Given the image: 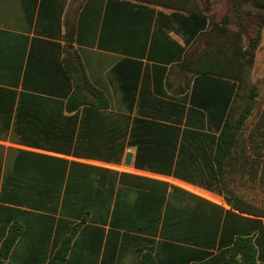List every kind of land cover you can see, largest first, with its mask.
<instances>
[{
    "label": "crops",
    "instance_id": "1",
    "mask_svg": "<svg viewBox=\"0 0 264 264\" xmlns=\"http://www.w3.org/2000/svg\"><path fill=\"white\" fill-rule=\"evenodd\" d=\"M161 1L0 0V264L46 263L61 245L62 264H143L145 255L186 264L210 250L207 240L215 251L238 236L251 237L264 264V232L229 203L264 209L236 183L247 165L227 167L212 191L175 175L178 152L167 151L175 132L166 126L179 128V143L188 121L207 131L231 107L230 83L182 66L228 7Z\"/></svg>",
    "mask_w": 264,
    "mask_h": 264
},
{
    "label": "trees",
    "instance_id": "2",
    "mask_svg": "<svg viewBox=\"0 0 264 264\" xmlns=\"http://www.w3.org/2000/svg\"><path fill=\"white\" fill-rule=\"evenodd\" d=\"M173 1L175 6H183L194 12L192 7L197 0ZM227 1L229 13L220 20L207 22V30L199 35V37L204 36V45L202 47L201 45L199 47L192 46L182 62V66L188 69L191 76H195L197 80L205 76L215 81L230 83L232 104L223 124L215 127L207 126V131H202L189 127L191 125L188 121L187 126L182 130V138L179 143L177 142L179 128L166 126L167 130L175 132L173 142L167 146V151L172 155H175V151L178 152L177 158H175L174 174L192 183H199L212 191H219L220 185H224V174L227 167L236 168L237 163L240 167H244L245 164L249 165L246 158L237 157L234 153L239 151L238 134L243 127L245 118L252 111V105L257 95L256 86L250 83L249 72L254 65L255 52L264 27V0ZM161 2L168 3V0ZM186 2L189 4L187 7L185 6ZM192 14L202 15L200 13ZM202 17L206 18L207 16L203 15ZM250 22L251 27H249ZM229 26H233L234 29H230ZM244 39L247 40L246 45ZM77 107L76 104H72L71 98L67 101L69 110ZM195 109L194 106H190L189 119L196 114ZM90 110L100 119L108 118L99 109L86 106L83 109L84 112H90ZM235 111L238 113L236 118H234ZM184 155L187 157H183ZM171 161L166 160V163ZM164 162L165 160H163ZM250 167L253 176L262 177L264 166L260 161L252 162ZM156 169L164 170L162 167ZM207 203L214 206V204ZM229 203L232 208L252 213L254 229L257 232H264V225L259 219L264 216V209L256 205L251 206L249 203L244 207L241 204L245 202L237 196H230ZM210 210H212L211 207ZM227 214L230 212L227 211ZM212 218L210 216L211 220ZM210 225H213L212 221H210ZM73 232L74 230L71 233L73 234ZM71 237L72 235L68 236L64 242L68 243ZM206 242L210 250L200 256L199 260L186 264H257V250L251 237L238 236L231 245L227 246H223L220 241V245L215 251L211 250L214 248L215 240L211 238ZM65 255V246L61 245L46 263V256L38 258L24 256L22 258L31 259L33 261L31 264H62ZM142 263L154 264L150 255H145Z\"/></svg>",
    "mask_w": 264,
    "mask_h": 264
},
{
    "label": "rangeland",
    "instance_id": "3",
    "mask_svg": "<svg viewBox=\"0 0 264 264\" xmlns=\"http://www.w3.org/2000/svg\"><path fill=\"white\" fill-rule=\"evenodd\" d=\"M222 2L228 7L229 4L227 0H222ZM251 26L250 22L249 27ZM229 28L234 29L233 26H229ZM246 43L247 40L244 39V44L246 45ZM253 66L254 67H252L249 72V80L252 85L254 84L256 86L257 95L252 105V111L245 118L243 127L238 134V153L247 159L249 163L247 169L249 170H245L244 176L238 173L236 175V183L242 186V190L245 188L247 189L246 194L248 198L264 203V173L262 177H259V175L253 176L250 167L252 162L255 163L259 161L261 165L263 164L264 166V38H262L257 50L256 61ZM237 115L238 113L235 111L234 118H236Z\"/></svg>",
    "mask_w": 264,
    "mask_h": 264
},
{
    "label": "water",
    "instance_id": "4",
    "mask_svg": "<svg viewBox=\"0 0 264 264\" xmlns=\"http://www.w3.org/2000/svg\"><path fill=\"white\" fill-rule=\"evenodd\" d=\"M129 159H130V153L127 154L126 163H129Z\"/></svg>",
    "mask_w": 264,
    "mask_h": 264
}]
</instances>
